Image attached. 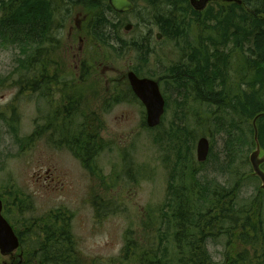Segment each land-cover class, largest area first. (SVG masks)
<instances>
[{
	"label": "rangeland",
	"instance_id": "obj_1",
	"mask_svg": "<svg viewBox=\"0 0 264 264\" xmlns=\"http://www.w3.org/2000/svg\"><path fill=\"white\" fill-rule=\"evenodd\" d=\"M187 2L192 10L189 0ZM207 8L212 9L213 14L219 10L214 2ZM153 17L142 2L135 12L109 15L106 26L116 25L119 40L126 44L120 50L119 45H114V51L96 47L91 50L86 42L79 44L78 36L85 37V26L81 24L77 9L69 20L62 19L63 27L55 32L57 49L53 59L57 68L53 72L60 71L64 76L71 73L72 76L63 80L67 83L75 77L85 79L81 84L84 97L79 100L84 107L80 110L89 125H95L104 145L95 159L94 175L62 146L56 135L42 132L49 103L54 100L52 105L57 104L58 98L20 90L15 74L18 61L26 56L33 60L39 55L43 58L44 51H38L40 47L26 36H0V79L5 81L0 86V113H3V121H0V200L3 217L23 238L24 254L34 251L29 250V246L33 249L35 246L33 233L26 234L30 232L31 222L39 224L43 217L59 211L68 217L75 250L83 264H119L127 232L132 231L135 239L146 236L148 243L159 245L153 229L144 231L143 225L149 220L158 221L159 210L167 203L168 173L177 152L167 135L176 127H187L193 133L187 148L199 168L197 177L202 183L228 187L238 182L239 202L258 196V181L253 178L240 180L243 174L251 173L248 157L254 148L250 145L248 130L243 128L245 137L241 143L235 137L230 141L232 139L225 133L215 131L214 124L201 126L197 123V114L204 118L203 114L214 111L215 107L198 105L193 101L191 90H181L173 81L165 80L173 66L191 67V60L197 57L200 66L208 60L206 90L213 87L216 92L221 90L223 58L233 49V40L230 38L218 47L205 42L206 33L212 32L213 20L207 18L199 23L189 14L179 39L171 41L161 37L158 41L155 36L161 32ZM126 24L133 26L128 33L123 30ZM75 25L80 31L70 34L69 29ZM134 41H147L143 47L149 52L144 60L135 55L136 47H128ZM43 47L48 49L49 46ZM245 53L248 55V51ZM80 66L84 74L75 76L74 69L79 73ZM130 71L139 78L159 83L165 114L158 128L145 126L143 105L128 94L130 86L126 75ZM115 99L118 103L110 102L106 106V101ZM35 132L37 136L31 138ZM201 137L207 138L210 144V155L203 165L196 161V142ZM228 166L232 167L233 176L226 172ZM261 199L264 203V195ZM239 239L238 229L230 236L210 239L206 248L213 263L233 264L245 255L247 264H264V255L243 245ZM164 246L167 250H163V254L171 255L169 238ZM5 260L0 256V264Z\"/></svg>",
	"mask_w": 264,
	"mask_h": 264
},
{
	"label": "trees",
	"instance_id": "obj_2",
	"mask_svg": "<svg viewBox=\"0 0 264 264\" xmlns=\"http://www.w3.org/2000/svg\"><path fill=\"white\" fill-rule=\"evenodd\" d=\"M130 1L134 3L132 12L136 11L140 2L146 5L147 12L149 10L154 15L153 20L163 38L171 41L179 39L190 14L199 23L201 20L204 23L207 18L213 20L212 32L206 33L205 42L218 47L230 38L233 40V49L223 58L221 90L216 92L214 87L206 90L208 60L200 66L197 57L191 60V67L173 66L165 80L173 81L181 90H191L193 101L198 105L215 107L214 111L204 113V118L197 114L198 124H214L215 131L225 133L229 139L235 137L241 143L245 137L243 128L247 129L250 145L254 148L252 122L257 115L264 113V0H239L241 4L216 1L214 3L218 4L219 10L215 14L208 8L202 12L191 10L187 0ZM76 9L81 24L85 26L83 43L86 42L91 50L96 47L114 51V45L120 46L118 50L126 45L119 40L116 25L106 26L109 15H118L109 6L108 0H0V36H26L37 48L40 47L38 51H44L43 58L35 55L33 60L31 56H26L18 61L15 74L18 75L20 90L38 93L45 98H58L57 104L52 105L54 100L49 103L51 106L43 120L42 132L56 135L62 146L94 175L95 159L104 145L95 125L90 126L83 110H80L84 107L79 100L84 97L81 84L85 79L75 76L84 74V69L78 67L79 73L74 69L76 79L68 83L63 80L72 76L71 73L64 76L60 71L53 72L57 68L53 59L57 49L55 32L63 27L62 19L69 20ZM202 13H205L203 19L200 18ZM146 42L134 41L128 46L136 47L133 51L139 60H144L149 52L143 47ZM45 45L49 46L48 49H43ZM194 64L196 67L193 68ZM4 82L0 79V86ZM128 94L136 100L130 89ZM110 102L116 104L118 99L106 101V106ZM2 119L1 112L0 121ZM256 128L258 142L264 152V116L257 119ZM37 134L35 132L31 138ZM192 134L187 127H176L167 135L168 142H172L177 149L168 173L167 203L160 208L158 221L149 220L143 225L144 231L153 229L160 244L148 243L146 236H136L135 239L132 231L127 232L119 264H214L206 248L207 242L222 235L230 236L237 229L243 245L264 255V203L261 199L264 192L259 188L258 196L239 202L238 182L228 187L202 183L197 177L199 168L187 148ZM231 168H226L229 176L235 174ZM262 168L264 170V165ZM251 178L258 181L250 174H243L240 180ZM29 227L30 232L26 234L30 236L33 233L32 242L35 245L34 249L29 246V250L34 251L23 252L21 264H83L75 250L68 217L64 213L59 211L58 214L47 215L39 224L32 221ZM18 235L23 247V238ZM168 238L171 255L163 254ZM233 264H247V257H238Z\"/></svg>",
	"mask_w": 264,
	"mask_h": 264
},
{
	"label": "water",
	"instance_id": "obj_3",
	"mask_svg": "<svg viewBox=\"0 0 264 264\" xmlns=\"http://www.w3.org/2000/svg\"><path fill=\"white\" fill-rule=\"evenodd\" d=\"M223 1L225 3L241 4L239 0H189L190 6L196 12H202L211 2ZM109 6L115 13L124 14L134 10V3L130 0H108ZM131 24H126L124 32L128 33L132 30ZM156 39L159 41L161 35L158 34ZM126 79L134 96L139 100L145 109V124L149 129L157 128L161 124L162 117L165 113V100L161 94L157 81L148 78H139L134 72L130 71L126 75ZM264 113L257 115L252 122L255 144L254 149L248 157L251 168L250 176L258 179L259 188L264 192V152L261 150L258 142V133L256 121L263 117ZM210 152V144L207 138L201 137L196 142V161L198 163L206 162ZM2 201L0 200V256L8 257L16 252L19 247V239L13 228L2 215Z\"/></svg>",
	"mask_w": 264,
	"mask_h": 264
},
{
	"label": "flooded vegetation",
	"instance_id": "obj_4",
	"mask_svg": "<svg viewBox=\"0 0 264 264\" xmlns=\"http://www.w3.org/2000/svg\"><path fill=\"white\" fill-rule=\"evenodd\" d=\"M124 14H125V13H124ZM75 30H76V32H79V31H80V27H79L78 25H75V27L70 28V29H69L70 34H71L73 31H75ZM123 30H124V28H123ZM158 34L161 35V33H157L156 36H157ZM156 36H155V38H156ZM161 37H162V35H161ZM156 40H157V39H156ZM78 42H79V44H81V43L83 42L82 37L78 36ZM14 232H15V231H14ZM15 234H16V236H17L18 239H19L20 247H19V249H18L16 252H14L12 255L6 257V260H5L2 264H21V261L23 262V258H22V256H23V250H22L21 239H20V237H19V235H18L17 232H15Z\"/></svg>",
	"mask_w": 264,
	"mask_h": 264
}]
</instances>
